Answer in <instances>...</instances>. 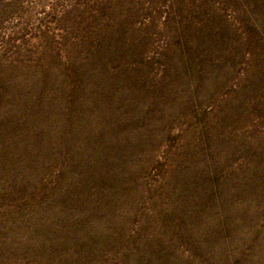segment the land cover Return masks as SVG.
I'll list each match as a JSON object with an SVG mask.
<instances>
[{
	"label": "rangeland",
	"instance_id": "obj_1",
	"mask_svg": "<svg viewBox=\"0 0 264 264\" xmlns=\"http://www.w3.org/2000/svg\"><path fill=\"white\" fill-rule=\"evenodd\" d=\"M0 264H264V0H0Z\"/></svg>",
	"mask_w": 264,
	"mask_h": 264
}]
</instances>
